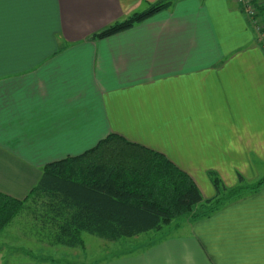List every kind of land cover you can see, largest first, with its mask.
Masks as SVG:
<instances>
[{"label":"crops","instance_id":"crops-1","mask_svg":"<svg viewBox=\"0 0 264 264\" xmlns=\"http://www.w3.org/2000/svg\"><path fill=\"white\" fill-rule=\"evenodd\" d=\"M160 1L43 0L24 10L0 0V193L24 200L45 166L110 135L164 155L204 199L216 196L208 172L228 189L238 174L249 186L264 178V47L238 3L170 0L94 38ZM185 220L94 264H264V187Z\"/></svg>","mask_w":264,"mask_h":264},{"label":"trees","instance_id":"trees-1","mask_svg":"<svg viewBox=\"0 0 264 264\" xmlns=\"http://www.w3.org/2000/svg\"><path fill=\"white\" fill-rule=\"evenodd\" d=\"M252 4L264 25V5ZM169 5V0L160 1L94 38L126 31ZM209 177L216 196L204 199L194 180L164 155L110 135L79 156L45 166L24 200L0 193V234L26 212L50 246L79 248L83 234L116 243L161 231L179 218H210L264 187V178L249 186L238 174L239 185L228 189L217 173Z\"/></svg>","mask_w":264,"mask_h":264},{"label":"rangeland","instance_id":"rangeland-1","mask_svg":"<svg viewBox=\"0 0 264 264\" xmlns=\"http://www.w3.org/2000/svg\"><path fill=\"white\" fill-rule=\"evenodd\" d=\"M238 3V0H234ZM257 5H264V0H255ZM254 4V3H253ZM252 0H246L245 6L238 4L250 21L253 29L259 37V43L264 46V25L261 18L257 17V9L252 7ZM255 5V4H254ZM146 8V7H145ZM142 9L141 12H144ZM244 8V9H243ZM210 172L207 173V176ZM199 211V210H198ZM188 218L175 220L171 227L165 226L160 234L161 237L168 231H175V226L183 227L184 221ZM191 220V219H190ZM33 220L22 212L13 223H11L0 234V262L1 264L14 263L19 260L55 261L62 264H94L100 260L114 256L127 249H133L140 244L145 245L150 237L143 236L138 239H122L116 243H110L97 237L83 234V245L79 248L70 249L62 246H50L46 243V238L37 227H32ZM172 224V223H171ZM183 224V225H182ZM156 233V232H154ZM153 235V234H152Z\"/></svg>","mask_w":264,"mask_h":264},{"label":"snow or ice","instance_id":"snow-or-ice-1","mask_svg":"<svg viewBox=\"0 0 264 264\" xmlns=\"http://www.w3.org/2000/svg\"><path fill=\"white\" fill-rule=\"evenodd\" d=\"M43 0H15V3L24 10H28L34 6L41 4ZM3 20L0 18V32L3 30Z\"/></svg>","mask_w":264,"mask_h":264},{"label":"built area","instance_id":"built-area-1","mask_svg":"<svg viewBox=\"0 0 264 264\" xmlns=\"http://www.w3.org/2000/svg\"><path fill=\"white\" fill-rule=\"evenodd\" d=\"M245 2H246V0H238V4H242V5H244L245 6ZM253 7V6H252Z\"/></svg>","mask_w":264,"mask_h":264},{"label":"water","instance_id":"water-1","mask_svg":"<svg viewBox=\"0 0 264 264\" xmlns=\"http://www.w3.org/2000/svg\"><path fill=\"white\" fill-rule=\"evenodd\" d=\"M170 1V0H169Z\"/></svg>","mask_w":264,"mask_h":264}]
</instances>
